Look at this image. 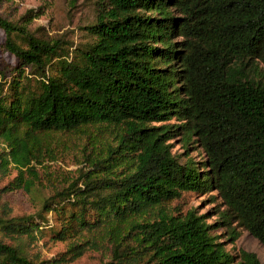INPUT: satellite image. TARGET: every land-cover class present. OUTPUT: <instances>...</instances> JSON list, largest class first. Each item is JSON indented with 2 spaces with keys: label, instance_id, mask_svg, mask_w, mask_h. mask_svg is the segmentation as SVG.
<instances>
[{
  "label": "trees",
  "instance_id": "trees-1",
  "mask_svg": "<svg viewBox=\"0 0 264 264\" xmlns=\"http://www.w3.org/2000/svg\"><path fill=\"white\" fill-rule=\"evenodd\" d=\"M92 2L79 45L31 30L32 10L0 16L15 58L0 63V171L16 170L9 189H51L33 214L0 213V264H50L26 248L38 234L68 241L70 261L261 264L213 230L264 246V0ZM176 135L203 158L181 162ZM70 137L79 167L57 172ZM187 192H215L218 220L171 206Z\"/></svg>",
  "mask_w": 264,
  "mask_h": 264
},
{
  "label": "rangeland",
  "instance_id": "rangeland-1",
  "mask_svg": "<svg viewBox=\"0 0 264 264\" xmlns=\"http://www.w3.org/2000/svg\"><path fill=\"white\" fill-rule=\"evenodd\" d=\"M28 10H32V13L28 14L32 15L29 27L34 31L38 30L39 35L61 36L77 45L84 44L91 39L83 26L94 19L95 8L92 0H0V16L8 20L20 23L22 16ZM4 39V32L0 29V44ZM3 61L13 64L15 58L8 52L2 51L0 47V63ZM170 122L176 121L171 120ZM80 142H83L82 138H65L66 153L56 163H51L52 169L57 172L76 170L79 167L75 162L77 155H79ZM167 143L171 145V152L181 162H184L187 156L196 161L203 158V152L199 145L190 143L185 147L179 135L172 137ZM16 173L15 169L5 174L0 171V213L7 212L9 216L33 214L39 208V198L50 193V186L43 178V183L49 187L44 188L41 195L37 191L32 196L21 188L9 189L8 183L14 179ZM214 196H216L215 192H187L180 199L174 200L171 206L181 207L183 211L193 209L198 215L207 217L208 223H215L218 220L217 211L223 207L219 198ZM238 230L240 236L233 244L229 242L224 228L216 227L213 233L218 235L219 240L223 241L226 248L231 252L235 253L239 248L253 252L261 264H264V246L247 231ZM3 239L7 240L4 237ZM25 244L29 254L45 261H51L50 264H97L104 256L102 253L89 249L80 257L70 261L68 260L70 255L66 254L68 241L52 240L44 234H38L34 242L26 240ZM61 254H64L63 257H60ZM62 258H67L68 261L62 260Z\"/></svg>",
  "mask_w": 264,
  "mask_h": 264
}]
</instances>
